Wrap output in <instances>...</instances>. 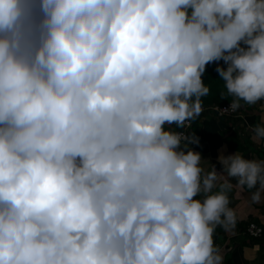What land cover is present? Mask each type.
I'll list each match as a JSON object with an SVG mask.
<instances>
[{
    "label": "clouds",
    "instance_id": "1",
    "mask_svg": "<svg viewBox=\"0 0 264 264\" xmlns=\"http://www.w3.org/2000/svg\"><path fill=\"white\" fill-rule=\"evenodd\" d=\"M218 61L224 111L264 101V0H0V264H223L264 159L206 171L171 127Z\"/></svg>",
    "mask_w": 264,
    "mask_h": 264
},
{
    "label": "crops",
    "instance_id": "2",
    "mask_svg": "<svg viewBox=\"0 0 264 264\" xmlns=\"http://www.w3.org/2000/svg\"><path fill=\"white\" fill-rule=\"evenodd\" d=\"M241 105L236 112L222 115L207 108L188 129V135L194 134L199 138V143H193L190 147L201 153V166L206 171L215 165L216 171L222 172V166L218 163L221 154L228 156L239 152L246 159H264V151L260 148V142L253 140L252 132L254 126L264 122V101L255 105L241 101ZM171 127L176 130L175 125ZM231 183L235 185L236 180L231 179ZM253 191L256 189L240 192L234 187L229 193V206L237 216L235 227L226 230L218 225L213 234L214 245L223 257V264H264V194L261 202L252 203L250 193ZM249 221L263 228L260 237L254 238L244 233Z\"/></svg>",
    "mask_w": 264,
    "mask_h": 264
},
{
    "label": "trees",
    "instance_id": "3",
    "mask_svg": "<svg viewBox=\"0 0 264 264\" xmlns=\"http://www.w3.org/2000/svg\"><path fill=\"white\" fill-rule=\"evenodd\" d=\"M217 64L223 65V61L207 64L205 73L202 77L205 85L209 88L208 95L201 98L204 107L224 105L233 100V97L227 93L224 81L219 79V74L215 71Z\"/></svg>",
    "mask_w": 264,
    "mask_h": 264
},
{
    "label": "built area",
    "instance_id": "4",
    "mask_svg": "<svg viewBox=\"0 0 264 264\" xmlns=\"http://www.w3.org/2000/svg\"><path fill=\"white\" fill-rule=\"evenodd\" d=\"M229 107H230V102H227L224 105H211L209 107L203 106V110L207 108H212L218 115H222L224 113H233L231 111H224V109L229 108ZM196 119L197 118L189 122H186V126L184 128H180L176 130L185 132L187 134L188 129H190V127L194 124V121ZM260 148H262V150L264 151V141L260 142ZM244 233L250 237H254V238L260 237L263 233V228L259 224L253 221H249L244 227Z\"/></svg>",
    "mask_w": 264,
    "mask_h": 264
}]
</instances>
